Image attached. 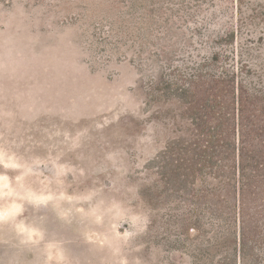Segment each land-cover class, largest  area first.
I'll return each mask as SVG.
<instances>
[{
  "label": "rangeland",
  "instance_id": "rangeland-1",
  "mask_svg": "<svg viewBox=\"0 0 264 264\" xmlns=\"http://www.w3.org/2000/svg\"><path fill=\"white\" fill-rule=\"evenodd\" d=\"M236 4L0 0V264H243L193 180L164 177L180 134L151 90L205 59L264 81V0Z\"/></svg>",
  "mask_w": 264,
  "mask_h": 264
},
{
  "label": "trees",
  "instance_id": "trees-1",
  "mask_svg": "<svg viewBox=\"0 0 264 264\" xmlns=\"http://www.w3.org/2000/svg\"><path fill=\"white\" fill-rule=\"evenodd\" d=\"M222 23L217 20L209 29ZM192 64L196 68L188 76L179 73L175 83L165 81L163 89H151L161 91L174 106L168 117L180 134L160 158L163 175L166 180L179 176L185 187L193 180L199 206L212 215V235L237 240L238 259L252 264L245 246L256 237L264 239V81L255 76L261 72L250 73L251 67L243 64L241 79L237 67L216 74L208 72L207 59ZM148 65L151 71L161 69L153 60ZM251 74L255 78L247 80Z\"/></svg>",
  "mask_w": 264,
  "mask_h": 264
}]
</instances>
